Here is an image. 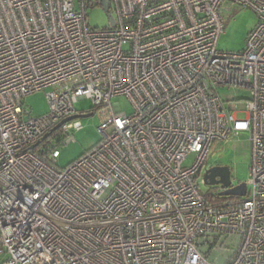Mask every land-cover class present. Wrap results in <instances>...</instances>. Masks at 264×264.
<instances>
[{
	"label": "built area",
	"instance_id": "obj_1",
	"mask_svg": "<svg viewBox=\"0 0 264 264\" xmlns=\"http://www.w3.org/2000/svg\"><path fill=\"white\" fill-rule=\"evenodd\" d=\"M105 1L110 25L91 27ZM235 7L258 22L222 51ZM219 87L251 96L232 108ZM45 89L35 117L24 99ZM83 98L101 139L58 168L83 125L56 126ZM242 132L246 195L211 202L209 150ZM0 264H264V0H0Z\"/></svg>",
	"mask_w": 264,
	"mask_h": 264
},
{
	"label": "rangeland",
	"instance_id": "obj_2",
	"mask_svg": "<svg viewBox=\"0 0 264 264\" xmlns=\"http://www.w3.org/2000/svg\"><path fill=\"white\" fill-rule=\"evenodd\" d=\"M256 12L247 7H235L229 12L225 29L218 39L217 47L222 51H239L246 47L249 33L254 29L258 22ZM88 23L91 27L103 28L110 25L108 13L101 7H95L88 12ZM218 93L220 97L231 102L232 108L235 107V100L247 99L251 96L249 90L233 88V87H219ZM45 89L35 94L26 96L24 103L31 109L32 114L36 116L45 115L49 111V104L47 99V92ZM114 101H119L123 111L131 113L132 106L126 97L115 98ZM92 101L87 98L80 99L74 106L77 111L83 114L93 113L92 116L85 118H78L82 122V127L74 131L73 142L67 143L61 147V154L56 161V167L64 168L78 159L86 151L94 147L101 139V134L97 131L103 117V109L93 110ZM249 132H242L238 136L229 137L228 141H217L209 150L210 153L206 160V169L213 166H228L231 171L232 180L239 182H248L250 178V168L252 164V144ZM194 154H190L184 164H189L193 161ZM202 174V175H203ZM204 176V175H203ZM200 188L202 193L211 202H215L214 196L220 192L219 185H208L202 182L200 178ZM250 193V186H248ZM219 196V195H218ZM228 251L223 253V256L218 253H212L213 260L220 263L225 261Z\"/></svg>",
	"mask_w": 264,
	"mask_h": 264
},
{
	"label": "water",
	"instance_id": "obj_3",
	"mask_svg": "<svg viewBox=\"0 0 264 264\" xmlns=\"http://www.w3.org/2000/svg\"><path fill=\"white\" fill-rule=\"evenodd\" d=\"M108 2L105 1L104 2V8L105 11L108 10ZM112 22L114 23V21L112 20ZM92 116L91 113L88 114H83V113H78L75 114L73 116H70L66 119H63V121L56 126V128H58L62 123H65L69 120L75 119V118H85V117H89ZM55 128V129H56ZM49 135V133L47 135H45L42 138V141L44 139H46V137ZM231 171L230 168L228 166H213L210 167L209 169L207 168L204 175V182L205 184L208 185H219V187L221 188H225L223 189V191L220 192V196L222 197H226V196H245L246 195V191H247V186L245 184V182H241L239 185H235L233 187H231Z\"/></svg>",
	"mask_w": 264,
	"mask_h": 264
},
{
	"label": "trees",
	"instance_id": "obj_4",
	"mask_svg": "<svg viewBox=\"0 0 264 264\" xmlns=\"http://www.w3.org/2000/svg\"><path fill=\"white\" fill-rule=\"evenodd\" d=\"M226 197H222V196H216L214 197L213 199H215V201H221V200H224Z\"/></svg>",
	"mask_w": 264,
	"mask_h": 264
}]
</instances>
